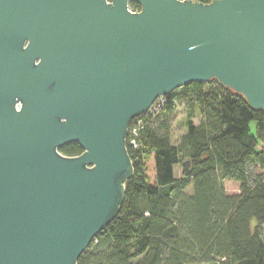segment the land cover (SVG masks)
Wrapping results in <instances>:
<instances>
[{
	"label": "water",
	"instance_id": "95a60500",
	"mask_svg": "<svg viewBox=\"0 0 264 264\" xmlns=\"http://www.w3.org/2000/svg\"><path fill=\"white\" fill-rule=\"evenodd\" d=\"M213 79L264 110V0H0V264H77L119 214L132 119Z\"/></svg>",
	"mask_w": 264,
	"mask_h": 264
},
{
	"label": "trees",
	"instance_id": "16d2710c",
	"mask_svg": "<svg viewBox=\"0 0 264 264\" xmlns=\"http://www.w3.org/2000/svg\"><path fill=\"white\" fill-rule=\"evenodd\" d=\"M129 7L140 9L135 1ZM178 102L186 105V133L174 143ZM138 118L137 146L126 140L134 174L119 214L77 264H264V110L213 79L175 89L155 115ZM59 151L82 148L74 142ZM225 179L238 183L237 193L226 192Z\"/></svg>",
	"mask_w": 264,
	"mask_h": 264
},
{
	"label": "rangeland",
	"instance_id": "374dc122",
	"mask_svg": "<svg viewBox=\"0 0 264 264\" xmlns=\"http://www.w3.org/2000/svg\"><path fill=\"white\" fill-rule=\"evenodd\" d=\"M186 117V105L183 102H178L176 105V110L174 113L173 121H172V138L174 143L180 142L184 134L186 133V126H185V118ZM201 119L199 113H196L194 116V123L198 124ZM254 129V123L251 124V130ZM258 172V168L255 169ZM175 175H180L181 173V164L178 163L174 168ZM264 173V169H263ZM223 186L228 193H237L238 192V183L233 180L225 179L223 181ZM191 188L187 189V192H190Z\"/></svg>",
	"mask_w": 264,
	"mask_h": 264
},
{
	"label": "built area",
	"instance_id": "2783aa9c",
	"mask_svg": "<svg viewBox=\"0 0 264 264\" xmlns=\"http://www.w3.org/2000/svg\"><path fill=\"white\" fill-rule=\"evenodd\" d=\"M164 101H165V96L158 97L150 106V108L142 115H155L162 108ZM136 118L132 119L133 122L131 121L129 125L128 135H127V138L129 139V143L134 147H136L138 144L139 132L144 124L143 119L141 118L136 119Z\"/></svg>",
	"mask_w": 264,
	"mask_h": 264
}]
</instances>
